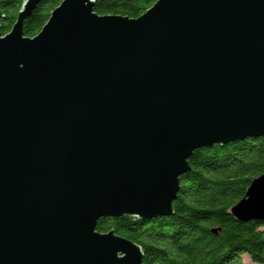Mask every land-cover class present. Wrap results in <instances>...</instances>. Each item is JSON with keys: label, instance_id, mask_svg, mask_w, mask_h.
Returning <instances> with one entry per match:
<instances>
[{"label": "water", "instance_id": "water-1", "mask_svg": "<svg viewBox=\"0 0 264 264\" xmlns=\"http://www.w3.org/2000/svg\"><path fill=\"white\" fill-rule=\"evenodd\" d=\"M0 30V264H144L103 216H169L201 147L264 136V0H61ZM1 17V12H0ZM229 213L264 221V173Z\"/></svg>", "mask_w": 264, "mask_h": 264}, {"label": "trees", "instance_id": "trees-1", "mask_svg": "<svg viewBox=\"0 0 264 264\" xmlns=\"http://www.w3.org/2000/svg\"><path fill=\"white\" fill-rule=\"evenodd\" d=\"M24 0H0V30L7 33ZM61 0H41L23 21L34 36ZM155 0H97L99 15L136 18ZM179 178L169 216H103L99 232L113 229L138 243L144 264H264V221L240 222L229 213L252 178L264 173V136L195 149ZM245 257L247 259H245Z\"/></svg>", "mask_w": 264, "mask_h": 264}, {"label": "rangeland", "instance_id": "rangeland-1", "mask_svg": "<svg viewBox=\"0 0 264 264\" xmlns=\"http://www.w3.org/2000/svg\"><path fill=\"white\" fill-rule=\"evenodd\" d=\"M245 259H247V258L245 257Z\"/></svg>", "mask_w": 264, "mask_h": 264}]
</instances>
